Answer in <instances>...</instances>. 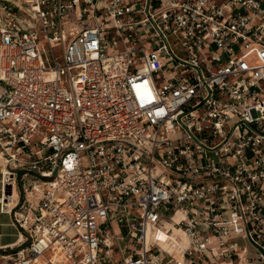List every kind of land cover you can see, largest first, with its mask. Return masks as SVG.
I'll use <instances>...</instances> for the list:
<instances>
[{
    "label": "built area",
    "instance_id": "built-area-1",
    "mask_svg": "<svg viewBox=\"0 0 264 264\" xmlns=\"http://www.w3.org/2000/svg\"><path fill=\"white\" fill-rule=\"evenodd\" d=\"M0 154L6 264H264V0H0Z\"/></svg>",
    "mask_w": 264,
    "mask_h": 264
},
{
    "label": "crops",
    "instance_id": "crops-1",
    "mask_svg": "<svg viewBox=\"0 0 264 264\" xmlns=\"http://www.w3.org/2000/svg\"><path fill=\"white\" fill-rule=\"evenodd\" d=\"M2 197H3V189H2V186L0 183V201H1ZM10 217L11 216L8 213H5V212L0 210V250H4L6 248H10V247L14 246V244L16 243V240H17L18 234H17L15 239L10 240V239H7L6 232H4V230H3L4 226L15 227L12 224V218L10 219Z\"/></svg>",
    "mask_w": 264,
    "mask_h": 264
},
{
    "label": "rangeland",
    "instance_id": "rangeland-1",
    "mask_svg": "<svg viewBox=\"0 0 264 264\" xmlns=\"http://www.w3.org/2000/svg\"><path fill=\"white\" fill-rule=\"evenodd\" d=\"M13 2H16L17 0H11ZM2 163L4 164V159L2 157L1 159ZM2 182V175H1V172H0V183ZM1 186H2V183H1ZM19 187V186H18ZM8 217V216H7ZM11 219V217H10ZM3 230L4 232H6V235H7V239H10V240H13L16 238L17 234H18V231L19 229L16 228V227H13V226H4L3 227ZM14 249H11V248H6L4 250H0V255L1 254H9L11 251H13ZM8 262V258L5 257H0V264H6Z\"/></svg>",
    "mask_w": 264,
    "mask_h": 264
},
{
    "label": "bare ground",
    "instance_id": "bare-ground-1",
    "mask_svg": "<svg viewBox=\"0 0 264 264\" xmlns=\"http://www.w3.org/2000/svg\"><path fill=\"white\" fill-rule=\"evenodd\" d=\"M1 159H2V156L0 154V172L2 174V173H6V171H5L4 164L2 163ZM160 237H162V235ZM163 243H164V245H166V241H163Z\"/></svg>",
    "mask_w": 264,
    "mask_h": 264
}]
</instances>
